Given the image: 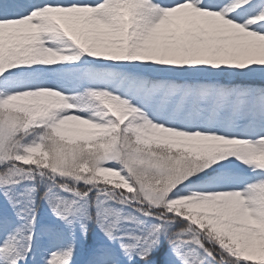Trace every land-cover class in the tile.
<instances>
[{"label":"snow or ice","instance_id":"obj_1","mask_svg":"<svg viewBox=\"0 0 264 264\" xmlns=\"http://www.w3.org/2000/svg\"><path fill=\"white\" fill-rule=\"evenodd\" d=\"M0 264H264V0H0Z\"/></svg>","mask_w":264,"mask_h":264}]
</instances>
